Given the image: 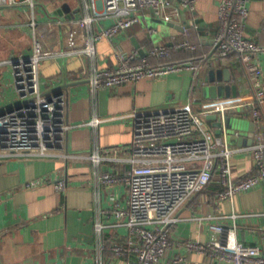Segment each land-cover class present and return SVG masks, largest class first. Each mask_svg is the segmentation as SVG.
<instances>
[{
	"label": "crops",
	"instance_id": "crops-1",
	"mask_svg": "<svg viewBox=\"0 0 264 264\" xmlns=\"http://www.w3.org/2000/svg\"><path fill=\"white\" fill-rule=\"evenodd\" d=\"M219 2L198 0L197 22L188 13L184 17L186 29L154 22L152 13L146 11L140 23L95 43L96 65L105 68L116 65L117 48L139 51L138 43L146 51L155 44L171 45L186 38L197 44L196 50H174L169 59H148L153 64L192 59L198 64L196 70L97 90L89 83L93 64L86 46L91 32L110 21L99 19L91 28L81 21L88 0H35L33 8L28 3H0V111L18 100L13 82L14 61L37 51L41 55L42 87L64 88L69 101L68 119L74 124L63 155L0 159V264H99L100 260L103 264H125L129 258L118 257L110 247L126 241L123 220L112 210L116 203H125L128 187L121 181H98L90 155L98 147L131 142L133 126L129 115L134 110L162 109L190 101L196 111H210L203 115L208 127L236 149L231 156L234 178L239 180L256 171L251 147L264 141V104L259 107V121L253 117L252 106L240 105L256 92L250 73L239 53L221 57L213 44L219 28ZM249 10L246 34L264 47V0H251ZM149 28L157 32L150 34ZM257 61L264 79V49L258 53ZM212 67L214 77L219 79L212 85L228 87L218 97L210 94L205 82ZM215 105L227 108L224 114L242 116L246 119L244 126L232 132L220 130L219 117L223 113L213 110ZM96 117L102 120L91 124ZM253 120L258 127L254 141L248 143ZM107 168L123 175L130 164L102 161L100 169ZM57 179L66 181L63 190H57ZM36 180L38 184L27 185ZM220 189L216 173L206 189L195 194L180 211V221L169 228L174 244L170 256L183 254L186 240L206 242L216 238L210 224L232 225L233 213L249 214L236 219L237 237L264 248V183L225 199L217 197ZM98 220L105 224L101 239L95 228ZM188 264L209 263L203 255L193 253Z\"/></svg>",
	"mask_w": 264,
	"mask_h": 264
},
{
	"label": "built area",
	"instance_id": "built-area-1",
	"mask_svg": "<svg viewBox=\"0 0 264 264\" xmlns=\"http://www.w3.org/2000/svg\"><path fill=\"white\" fill-rule=\"evenodd\" d=\"M251 0H220L219 28L213 44L221 57L239 53L256 89L252 99L242 106H252L256 121L261 119L260 106L264 104L263 70L257 55L264 49L246 34ZM198 0H88L87 12L82 17L90 28L99 19H108L90 34L86 52L92 58L89 83L93 89L113 87L136 82L142 78H160L172 72L196 70L192 60L153 64L148 56L169 59L174 50L194 51L197 44L189 39L174 41L171 45L155 44L146 49V56L138 50H115L116 65L99 68L96 65L95 43L104 37H114L140 23L145 12L164 22L183 25L186 29L190 14H195ZM1 4L28 3L35 0H0ZM33 25L36 21L32 20ZM157 30L149 28V33ZM41 55L18 59L13 63V82L18 100L0 113V159L14 156L52 157L66 153L67 138L74 124L69 122V101L64 88L44 89L40 79ZM258 104V105H257ZM213 110L227 108L215 105ZM210 111H196L190 101L162 109H137L129 117L133 126L132 140L128 144L97 148L90 158L95 176L103 183L124 182L128 187L125 203H116L112 212L123 220L127 229L126 241L114 243L111 250L118 257H128L125 264H188L190 254L198 253L209 264H264V248L258 244L242 242L236 235V219L249 216L233 213L232 225L213 222L210 229L216 238L206 242L186 240L184 253L170 256L173 248L169 228L180 221V211L190 199L219 175V199L232 198L236 193L248 191L264 183V141L254 144L256 171L236 180L233 176L231 156L236 151L226 138L216 135L206 124L203 115ZM99 117L90 121L97 125ZM86 123H81L83 125ZM104 160L129 163L127 173L121 175L112 168L100 169ZM39 180L27 185H36ZM57 190L66 186L57 179ZM96 233L101 239L105 224L97 221ZM102 248L104 244L100 243ZM99 264H103L102 260Z\"/></svg>",
	"mask_w": 264,
	"mask_h": 264
},
{
	"label": "water",
	"instance_id": "water-1",
	"mask_svg": "<svg viewBox=\"0 0 264 264\" xmlns=\"http://www.w3.org/2000/svg\"><path fill=\"white\" fill-rule=\"evenodd\" d=\"M165 23H166V25L172 26L176 29H180V30L183 29V25H181V24L173 23V22H165ZM136 47L139 48L141 55H146V51L144 49L140 48L138 43H136ZM213 68L214 67H212V69H210V73L207 76L205 82L209 86L210 94L213 97H218L222 93L221 90L225 89V88L228 89V87H223L220 84L219 85H212V84H216V82H219L218 81L219 79L214 77L215 69H213ZM228 80H230V78H228ZM67 85H68V83L64 84L63 87H66ZM58 89H60V88H56V90H58ZM233 89H235V87H233ZM10 108L11 107H8L7 109H10ZM5 110L6 109L0 111V113L4 112ZM231 113L228 112L227 114H223L222 116L220 115L221 117H219V118H221V120L218 124V126L221 128L220 130L228 129L230 132H232V131H235L237 128L244 126L246 119H244L242 116H236V115H233ZM214 118L217 119L218 115L216 114L214 116ZM257 127H258V123L255 120L251 121L250 127H249V130H250L249 139L250 140L248 141V143H252L254 141V137H255V134L257 131ZM219 132H221V131H219Z\"/></svg>",
	"mask_w": 264,
	"mask_h": 264
},
{
	"label": "rangeland",
	"instance_id": "rangeland-1",
	"mask_svg": "<svg viewBox=\"0 0 264 264\" xmlns=\"http://www.w3.org/2000/svg\"><path fill=\"white\" fill-rule=\"evenodd\" d=\"M152 16H153L152 20H153L154 22H157V23H164L163 20H161V19L155 17L154 15H152Z\"/></svg>",
	"mask_w": 264,
	"mask_h": 264
},
{
	"label": "trees",
	"instance_id": "trees-1",
	"mask_svg": "<svg viewBox=\"0 0 264 264\" xmlns=\"http://www.w3.org/2000/svg\"><path fill=\"white\" fill-rule=\"evenodd\" d=\"M168 62V61H167ZM167 62H164V63H167Z\"/></svg>",
	"mask_w": 264,
	"mask_h": 264
}]
</instances>
